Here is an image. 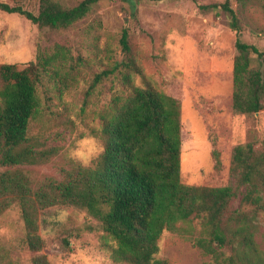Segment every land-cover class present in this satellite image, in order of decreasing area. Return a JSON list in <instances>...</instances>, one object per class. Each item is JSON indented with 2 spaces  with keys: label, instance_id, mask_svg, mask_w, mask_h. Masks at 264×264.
<instances>
[{
  "label": "rangeland",
  "instance_id": "rangeland-1",
  "mask_svg": "<svg viewBox=\"0 0 264 264\" xmlns=\"http://www.w3.org/2000/svg\"><path fill=\"white\" fill-rule=\"evenodd\" d=\"M1 1L38 10L39 0ZM59 1L70 7L80 0ZM229 1L242 26L241 39L264 50V0ZM124 30L144 78L179 102L182 183L229 185L236 191L224 215L228 242L217 249L223 252L218 260L196 243L209 238L198 217L182 223L179 232L163 231L157 257L168 264H222L224 257L235 255L241 237L251 234L253 247L243 255L252 263L243 259L238 264H253L256 259L264 263V214L242 201L247 186L240 183V169L232 164L236 145L264 140V110L238 114L232 109L236 36L221 8L202 11L192 0H100L81 19L59 29L41 28L20 14L0 10V63L22 66L54 54L57 46L65 51L42 72L38 107L27 130L26 144L35 152H47L46 157L0 170L19 167L35 187L47 179H62L63 170L79 164L68 151L82 128L102 142V116L121 103L132 85L143 82L133 72L125 80L117 70L93 82L96 74L124 59L120 44ZM59 209L69 212L63 222L51 219ZM38 223L44 246L31 252L21 241L23 223L17 206L0 209V264H31L34 254H44L50 264H85V256L89 264H125L113 260L114 239L85 208L55 205L39 214Z\"/></svg>",
  "mask_w": 264,
  "mask_h": 264
},
{
  "label": "trees",
  "instance_id": "trees-1",
  "mask_svg": "<svg viewBox=\"0 0 264 264\" xmlns=\"http://www.w3.org/2000/svg\"><path fill=\"white\" fill-rule=\"evenodd\" d=\"M100 0H80L67 7L59 0H39L36 13L20 4L0 0V10L17 13L38 27L67 28L81 19ZM142 1V0H132ZM160 1V0H146ZM198 4L202 11L218 8L229 17L235 31L237 54L232 66V109L238 114L264 110V50L241 39L242 26L230 1ZM123 60L96 74L98 83L114 71L130 79L133 72L143 79L113 110L102 116L101 138L105 153L89 167L80 164L62 171V179H47L32 187L28 175L19 167L0 170V209L17 206L23 223V245L38 252L44 240L38 232L39 214L59 204L85 208L97 218L114 239L112 258L125 264H168L157 257L158 240L163 231L179 232L181 224L193 218L203 220L208 240L197 245L216 260L228 242L229 227L224 219L227 205L236 195L232 186L187 185L180 179V106L176 98L159 91L144 78L131 54L127 31L120 37ZM64 55L62 46L54 54L39 56L19 66L0 63V166L32 163L46 157L27 142L30 119L38 107L37 85L42 72ZM233 168H239V181L247 186L242 201L250 202L264 214V140L238 144L233 148ZM237 231H242L241 225ZM65 243L69 241L64 239ZM253 247L251 234L241 237L235 255L222 264L252 260L246 253ZM249 252V251H248ZM252 263V262H251ZM31 264H50L44 254H34ZM253 264L260 263L257 259Z\"/></svg>",
  "mask_w": 264,
  "mask_h": 264
},
{
  "label": "clouds",
  "instance_id": "clouds-1",
  "mask_svg": "<svg viewBox=\"0 0 264 264\" xmlns=\"http://www.w3.org/2000/svg\"><path fill=\"white\" fill-rule=\"evenodd\" d=\"M106 151L105 145L86 129H81L77 134L73 146L68 151V157L78 162L82 167H89L94 161L98 160ZM66 209H59L57 214L52 217L53 221L63 222L68 217ZM85 264H89V258L84 257Z\"/></svg>",
  "mask_w": 264,
  "mask_h": 264
}]
</instances>
